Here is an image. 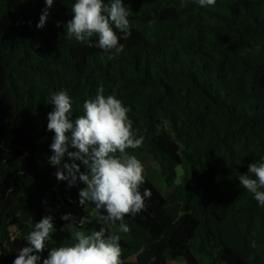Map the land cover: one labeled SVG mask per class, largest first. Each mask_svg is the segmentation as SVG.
Segmentation results:
<instances>
[{
  "label": "trees",
  "instance_id": "obj_1",
  "mask_svg": "<svg viewBox=\"0 0 264 264\" xmlns=\"http://www.w3.org/2000/svg\"><path fill=\"white\" fill-rule=\"evenodd\" d=\"M75 2L54 0L37 28L45 0H0V264H13L46 215L55 230L38 264L74 243L69 225L119 234L121 260L137 264H168L174 254L188 264H264V206L239 181L264 158V0H124L131 34L114 28L120 53L96 47L97 37L92 46L67 37ZM101 85L143 138L127 152L152 155L167 189L183 175L165 194L143 173L140 191L152 195L124 217L127 233L103 209L82 206L85 185L58 180L48 162L51 96L66 91L75 118Z\"/></svg>",
  "mask_w": 264,
  "mask_h": 264
},
{
  "label": "clouds",
  "instance_id": "obj_2",
  "mask_svg": "<svg viewBox=\"0 0 264 264\" xmlns=\"http://www.w3.org/2000/svg\"><path fill=\"white\" fill-rule=\"evenodd\" d=\"M197 2L201 6H212L216 0ZM45 3L37 28L45 26L54 0H45ZM71 12L73 16L66 24L68 38L92 46V38L97 37L95 46L104 52L123 51L114 28L123 33L124 38L131 34L130 10L124 0H109L107 7L104 0H76ZM50 104L54 109L48 113L47 130L55 135L48 162L58 168L56 178L67 181L70 187L82 182L85 187L79 190L80 204L92 203L96 211L103 209L105 222L120 221L118 231L129 232L124 217L142 211L145 198L152 195L151 189L141 193L140 186L145 182L143 164L127 152L143 143V138H137L133 130L129 109L115 95H105L103 85L93 98L85 101L83 114L75 118L72 117V100L66 91L54 93ZM239 181L264 206V158L251 163L248 173L241 174ZM72 217L67 213L61 219L71 220ZM86 222H90L89 218L82 217L80 223ZM54 230L51 215L35 222L34 230L25 237L27 246L20 249L13 264H38L41 259L38 254L45 250ZM120 239L119 234H108L103 227L90 233L78 230L73 233V244L51 248L43 264H122Z\"/></svg>",
  "mask_w": 264,
  "mask_h": 264
},
{
  "label": "rangeland",
  "instance_id": "obj_3",
  "mask_svg": "<svg viewBox=\"0 0 264 264\" xmlns=\"http://www.w3.org/2000/svg\"><path fill=\"white\" fill-rule=\"evenodd\" d=\"M135 156L142 162L143 168H144V174L147 175L165 194H168L172 192L175 189H178V185L182 182L183 180V175H179V178L177 179V184L176 186L167 189L163 185V180H162V171L159 163L156 161V159L147 153L143 154H135ZM67 230L73 235L75 231H78L79 229L76 228L73 225H69L67 227ZM199 255L204 259L203 253L200 252ZM138 258L137 256L134 255H126L123 260L122 264H137ZM168 264H188L187 261L183 257H179L177 254L173 255V258L169 260Z\"/></svg>",
  "mask_w": 264,
  "mask_h": 264
}]
</instances>
